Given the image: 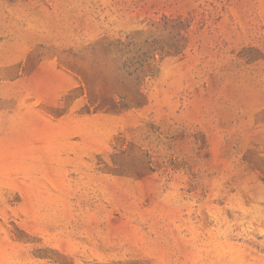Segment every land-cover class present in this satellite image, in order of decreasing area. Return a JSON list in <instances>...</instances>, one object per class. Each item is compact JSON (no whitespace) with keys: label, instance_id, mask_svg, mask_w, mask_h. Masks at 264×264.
I'll list each match as a JSON object with an SVG mask.
<instances>
[{"label":"rangeland","instance_id":"1","mask_svg":"<svg viewBox=\"0 0 264 264\" xmlns=\"http://www.w3.org/2000/svg\"><path fill=\"white\" fill-rule=\"evenodd\" d=\"M0 264H264V0H0Z\"/></svg>","mask_w":264,"mask_h":264}]
</instances>
